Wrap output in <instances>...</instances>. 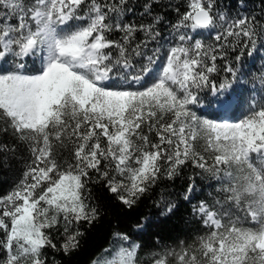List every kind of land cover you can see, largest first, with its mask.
I'll use <instances>...</instances> for the list:
<instances>
[{
	"label": "snow or ice",
	"instance_id": "obj_1",
	"mask_svg": "<svg viewBox=\"0 0 264 264\" xmlns=\"http://www.w3.org/2000/svg\"><path fill=\"white\" fill-rule=\"evenodd\" d=\"M260 4L257 16L244 4L233 15L219 0H146L141 18L129 21L130 0H0V135L30 153L21 179L0 196V264H48L46 250L78 248L85 230L77 226L101 218L91 185L131 210L189 164L200 171L184 199L205 176L227 183L223 203L194 209L208 229L198 248L167 251L153 264L168 256L264 264V97L237 122L196 111L206 101L225 111L235 102L226 92L245 55L264 47ZM156 6L174 8L175 22ZM221 70L227 76L217 84L212 74ZM201 139L203 153L194 148ZM15 144L0 143V152L14 154ZM249 219L255 226H245ZM113 235L119 246L93 264H137L139 245Z\"/></svg>",
	"mask_w": 264,
	"mask_h": 264
},
{
	"label": "trees",
	"instance_id": "obj_2",
	"mask_svg": "<svg viewBox=\"0 0 264 264\" xmlns=\"http://www.w3.org/2000/svg\"><path fill=\"white\" fill-rule=\"evenodd\" d=\"M146 0H130L134 9L126 17L129 21H136L141 18L144 12ZM183 0H160V4L171 3L182 4ZM222 9H229L234 15L239 4H244L247 13L257 16L260 13V0H219ZM161 11L166 13V20L174 23L176 12L174 8H161L156 6L154 13ZM168 29H164L166 35ZM206 42H212L210 37H205ZM218 66H223L218 61ZM264 73V47L258 43L256 50L251 57L245 55L242 65L239 68L237 78L231 82L226 95L235 101L229 110L215 108L217 104L205 102L198 106L197 115L215 122H237L241 119L249 106L255 99L261 102L264 97V85L259 77ZM227 74L222 70L212 74L217 84L223 82ZM231 80V77H228ZM8 142L15 144L11 137L0 135V143ZM194 148L203 153V140L194 143ZM30 153L23 142L15 144V152H0V196L8 193L21 179L26 167L25 161L29 159ZM199 169H194L191 164L182 168L181 174L174 179L164 178L160 180L149 193L131 210L118 204L115 199L102 187V185H91L90 191L93 205H99L102 209L101 218L93 225L86 223L77 227L85 230V234L79 238V247L68 254L47 251L48 264H88L93 256L115 236L116 232L127 233L131 242L139 245L136 256L137 264H152L160 254L167 251L179 252L181 248L195 249L199 246V237L204 235L208 229L202 223L201 217L196 214V209L201 202L214 205L217 200L222 201V187L227 183H220L205 176L195 177V190L190 193L188 199H184L187 182ZM176 204L173 212L166 211V205ZM220 205H216L219 209ZM227 207V205H225ZM232 211L239 214L238 210ZM142 225L137 227V225ZM245 226H255L250 219ZM54 239L59 247L64 237L56 233ZM168 264H176L174 257L168 256Z\"/></svg>",
	"mask_w": 264,
	"mask_h": 264
},
{
	"label": "rangeland",
	"instance_id": "obj_3",
	"mask_svg": "<svg viewBox=\"0 0 264 264\" xmlns=\"http://www.w3.org/2000/svg\"><path fill=\"white\" fill-rule=\"evenodd\" d=\"M215 108H219L218 105L215 106ZM121 242L117 241L116 238L114 237L112 240H110L108 242V244H106V246H104L103 248H101L94 256L93 258L90 260V262L88 264H93V261H102L105 255L104 250L105 249H111L113 246H119ZM153 264V263H152Z\"/></svg>",
	"mask_w": 264,
	"mask_h": 264
}]
</instances>
